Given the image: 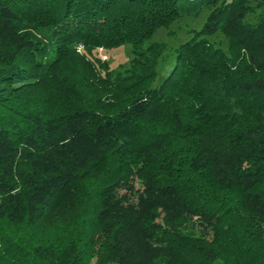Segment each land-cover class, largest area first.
I'll return each instance as SVG.
<instances>
[{
    "label": "trees",
    "instance_id": "obj_1",
    "mask_svg": "<svg viewBox=\"0 0 264 264\" xmlns=\"http://www.w3.org/2000/svg\"><path fill=\"white\" fill-rule=\"evenodd\" d=\"M0 264H264V0H0Z\"/></svg>",
    "mask_w": 264,
    "mask_h": 264
},
{
    "label": "rangeland",
    "instance_id": "obj_2",
    "mask_svg": "<svg viewBox=\"0 0 264 264\" xmlns=\"http://www.w3.org/2000/svg\"><path fill=\"white\" fill-rule=\"evenodd\" d=\"M206 15L207 12L205 11L202 13L201 17H184L168 27H161L155 32L153 37L145 43V47L152 42H159L164 45V51L159 63V75L155 84L162 82V80L168 75L174 65L176 52L180 44L191 37L192 33L189 32L191 28H199L202 25ZM255 18L256 14H250L248 17L249 20H253ZM211 40L217 46L227 50L228 40L222 33H218L211 37ZM81 49L82 47L80 46L78 50L80 51ZM131 50V45H124L110 51L108 53V61L111 66L123 72L125 68L129 67L131 59L134 56Z\"/></svg>",
    "mask_w": 264,
    "mask_h": 264
},
{
    "label": "built area",
    "instance_id": "obj_3",
    "mask_svg": "<svg viewBox=\"0 0 264 264\" xmlns=\"http://www.w3.org/2000/svg\"><path fill=\"white\" fill-rule=\"evenodd\" d=\"M102 57H103V59H107L106 55H103Z\"/></svg>",
    "mask_w": 264,
    "mask_h": 264
}]
</instances>
